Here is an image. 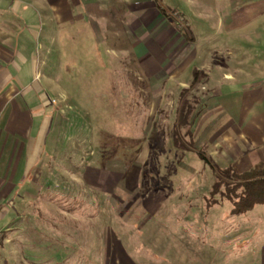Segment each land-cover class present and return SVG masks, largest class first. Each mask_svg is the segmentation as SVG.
<instances>
[{
    "label": "rangeland",
    "instance_id": "obj_1",
    "mask_svg": "<svg viewBox=\"0 0 264 264\" xmlns=\"http://www.w3.org/2000/svg\"><path fill=\"white\" fill-rule=\"evenodd\" d=\"M155 1L170 7L177 5L176 0ZM220 1L210 0V6L222 7ZM31 2L29 11L34 8ZM251 3L242 0L238 7L242 65H250L251 58L259 65L264 60V0ZM85 26L90 30L89 25ZM113 27L123 30V23L116 21ZM87 29L67 28L64 41L59 42L57 32L49 41L42 70L53 86V145L37 169L44 170V180L39 179V184L46 186L48 181L55 192H62L54 195L50 191L47 197L56 204L63 203L67 210L78 209L81 226L64 234L63 224L58 228L51 226L52 221L58 220L49 221L50 214L40 210L42 219H35L29 229V197H24L19 203L23 209L18 211L11 233L20 237L15 249L29 251V259L39 255V260H43L39 264H121L122 260L128 264L112 243L109 227L117 231L136 264H264L260 259L264 247V204L232 215L231 202L217 193L212 195L215 178L211 163L220 169L232 166L244 171L262 157L261 150L247 151L253 146L251 140L240 138L230 128L228 116H222L217 109L213 90L227 84L205 83L203 77L192 87L188 83L186 96L194 110L180 133L184 136L185 129L192 131L193 141L187 137L186 141L197 150L175 147L172 134L179 93L176 96L173 87L164 89V84L158 83L151 86L162 90L163 98L159 102L150 98L153 88L137 80L133 64L123 67L111 63L104 44L99 43L96 49ZM253 86L260 89L261 95L264 82ZM229 99L223 98L227 109L231 107ZM239 152L245 155L240 156ZM80 169L87 175L104 169L125 172L128 179L136 173L138 178L129 180V188L135 190L108 200L85 192L74 196L69 191L73 188L69 173L76 170L79 174ZM81 185L88 187L84 181ZM145 199L146 207H142ZM65 221L70 224L69 219ZM121 221L131 225L132 230L140 229L138 240L126 242L119 228ZM70 227L66 230L70 231ZM91 239L96 242L90 243ZM16 264L24 263L18 260Z\"/></svg>",
    "mask_w": 264,
    "mask_h": 264
},
{
    "label": "crops",
    "instance_id": "obj_2",
    "mask_svg": "<svg viewBox=\"0 0 264 264\" xmlns=\"http://www.w3.org/2000/svg\"><path fill=\"white\" fill-rule=\"evenodd\" d=\"M29 1L0 0V229L3 231L0 264H16L18 260L24 264L43 261L39 260V255L36 259H29V251L15 249L20 237L11 233L19 217L18 211L23 209L19 203L24 197H29V229L35 219H42L40 210L50 214L49 221L58 220L52 221L51 226L58 228L63 224L64 234L81 226L78 209L67 210L63 203L57 201L56 204L47 197L50 191L54 195L62 192H55L48 181H45L46 186L39 184V179L44 180V170H37L53 145L50 139L55 113L50 100L53 86L42 67L55 32L61 42L68 37L67 28L69 31L81 30L89 25L90 30H87L91 41L96 49L99 43L104 44L111 63L128 67L130 62L136 68L139 82L149 86L164 84V89L173 87L174 95L179 93V99L181 92L189 87L188 83L192 87L200 82V77L205 83L227 84L213 90L212 98L217 109L222 116H228L230 128L240 138L251 140L253 146L247 147L248 152L261 150L259 155L262 157L255 162H264V89L262 87L260 95V89L253 86L264 82V60L260 65L252 58L248 60L250 65L241 63L244 52L240 47L241 14L238 7L242 0H221L222 7H211L210 0H176L175 7L155 0H32L30 5L34 8L30 11ZM247 1L256 3L259 0ZM44 20L48 23L45 24ZM116 21L123 23V30L113 27ZM194 71L199 74L191 85ZM153 86L150 98L159 102L164 92ZM224 97L230 98V109L224 107ZM238 155L245 154L239 152ZM76 172L69 173L73 183L69 191L74 196L85 192L104 196L107 200L135 190L129 188V180L138 178L136 173L128 179L125 172L106 169L88 175L83 174L82 169L79 174ZM54 177L56 175L49 178ZM82 181L88 187L82 188ZM146 199L142 207H146ZM32 211L38 214L35 216ZM66 219L70 224H66ZM121 222L120 231L127 239L124 241L138 240L140 229L132 230L127 222ZM67 225L73 226H69L70 231L66 230ZM108 229L117 251L125 255L128 264H136L129 257L123 240L118 238L117 231ZM95 242L91 239L90 243ZM261 251L263 263L264 247ZM121 264L126 262L122 260Z\"/></svg>",
    "mask_w": 264,
    "mask_h": 264
},
{
    "label": "trees",
    "instance_id": "obj_3",
    "mask_svg": "<svg viewBox=\"0 0 264 264\" xmlns=\"http://www.w3.org/2000/svg\"><path fill=\"white\" fill-rule=\"evenodd\" d=\"M198 74L199 71L193 72L191 85L195 83ZM187 93L188 89H184L180 95L172 143L175 147L195 151L197 150L196 147L192 143V146L188 145L186 141V137L191 142L193 141L192 131L185 129L184 136L180 133V130L189 124V115L194 110L186 96ZM200 154L202 153L200 152ZM211 168L215 178L212 195L217 193L223 199L231 202L230 212L232 215L246 213L256 204H264V162L256 163L250 169L244 171H236L232 166L220 169L215 163H211Z\"/></svg>",
    "mask_w": 264,
    "mask_h": 264
},
{
    "label": "built area",
    "instance_id": "obj_4",
    "mask_svg": "<svg viewBox=\"0 0 264 264\" xmlns=\"http://www.w3.org/2000/svg\"><path fill=\"white\" fill-rule=\"evenodd\" d=\"M0 236H1V230H0Z\"/></svg>",
    "mask_w": 264,
    "mask_h": 264
}]
</instances>
